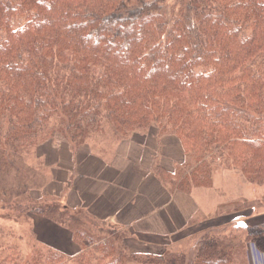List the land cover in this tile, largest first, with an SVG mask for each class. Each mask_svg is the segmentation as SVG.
Segmentation results:
<instances>
[{
    "label": "trees",
    "instance_id": "16d2710c",
    "mask_svg": "<svg viewBox=\"0 0 264 264\" xmlns=\"http://www.w3.org/2000/svg\"><path fill=\"white\" fill-rule=\"evenodd\" d=\"M105 122L115 138L178 139L183 171L153 175L171 195L211 185L221 162L264 184V0H0V173L20 185L15 195L0 182V198L36 187L25 159L39 142L62 137L76 163L94 158L88 140ZM36 171L46 184L50 172ZM35 211L80 225L67 207ZM262 225L246 243L264 251ZM98 231L77 232L76 257L0 242V264H186L185 254H133ZM202 240L191 264H238L218 237Z\"/></svg>",
    "mask_w": 264,
    "mask_h": 264
},
{
    "label": "rangeland",
    "instance_id": "374dc122",
    "mask_svg": "<svg viewBox=\"0 0 264 264\" xmlns=\"http://www.w3.org/2000/svg\"><path fill=\"white\" fill-rule=\"evenodd\" d=\"M101 126L103 127L101 131L96 132L93 139L88 141L92 143L90 146L91 151L97 154L94 157L100 158L101 162L105 163L106 166L103 170H98L99 163L92 161V159L86 160L84 164L76 163L77 153L74 152L75 149L72 151L69 148L71 146L68 141L62 137L47 140L41 145H38L39 142L30 150V154L26 155L27 159L25 160L29 162L28 169L31 176L36 178L31 182L36 187L22 197L11 200L0 198V242L11 244L14 241L19 242L18 247L26 253L34 251V248L41 251L44 248H50L76 257L85 251V247L79 238L88 231L97 234L98 230L103 228L106 231L112 230L117 233L113 239L119 242L121 246H126L128 252L141 256L164 255L167 252H170V254H185L186 264H191L197 253H199L200 241L208 236H216L221 240L220 247L223 250L228 246L232 247L235 262L237 261L239 264V262L244 261L245 264H248L247 257H249L250 251L246 238L251 230H261L263 228L264 218L248 219L251 212L247 210L255 205L261 211H264V184L252 183L240 170L227 166V163L224 162L216 164V167L210 170L211 185L206 183L204 186L192 188L190 192L192 194L195 189L204 192L202 203L207 206L204 207L205 213L210 211L211 208L209 207L223 203L221 206L222 211L217 213L219 215L217 218L220 216L221 218L202 224L203 219L197 217L189 223L188 227L193 223L198 225L192 230L188 229V232L184 221L174 225L169 217L166 226L164 223L159 226L156 225L158 223H153L156 226L151 228L152 224L149 227L142 226L143 220L138 222V219L129 217L126 213L115 215L114 212L116 211H123L124 213L125 210L127 213L129 212L128 214H132L131 210H134V205L131 207L130 198H127V201L124 199L121 205L118 202L125 198V194H116V199L113 200L116 208L113 213H105L108 216L106 218L98 217L100 215H96V210H93V208H73L68 205L67 200L71 197L70 193L75 188L76 179L79 175H90L98 172V175H104L106 180H119L122 176L132 179L139 178L133 186L136 192L138 185L142 184L141 180H147L153 175L160 176L161 173H166V171L178 172L180 170L178 166L185 159L181 144L176 137L164 135L157 138V135L142 134L138 138L132 136L123 139L120 137L115 138L111 133L112 126L109 123L105 122ZM81 157L83 156L81 155ZM41 162H45L47 165ZM78 165L81 169H78ZM106 168L107 172L105 171ZM38 169L45 175L50 172L46 184L43 182L44 176L39 175L36 171ZM180 171H183V169ZM20 172L23 173V168ZM14 175H16L15 169L9 174V178H13ZM25 176L26 174L23 173V177ZM170 177L171 174L166 173L167 179L165 180L170 179ZM154 181L159 183L162 192L167 193L159 181ZM0 182L3 190L12 189L15 195L19 192L20 185L9 181L4 172L0 173ZM229 185L233 186L234 189L231 190ZM166 186L168 190H173V186L169 184ZM83 187L86 188V186ZM133 187L128 191L130 195ZM90 191H92L91 199H93L96 206L105 205L104 202L108 194H112L109 193L110 190L107 189V186L100 193H98V189ZM145 191L147 192L144 188L142 194ZM173 194L175 193L173 192ZM148 197L144 193L138 199L147 200ZM85 198L88 199L87 196ZM106 202H109V200ZM87 204H89V201H87ZM46 205H57L65 209L67 207L80 225H74L75 229L71 228L69 231L63 228L64 225L69 224L61 221L53 223L35 211ZM19 206L22 207L21 210H19ZM136 206L138 205L136 204ZM107 207L111 209L110 205ZM32 210L34 211L31 212ZM234 212H240L239 219L236 218L237 214H232ZM170 224L171 227H169ZM58 227L60 229H57ZM207 227L213 229L205 233ZM193 230L197 234L187 236ZM71 232H74L75 241ZM77 232L79 238L76 237ZM110 236L112 237V235ZM260 247L264 248V238L260 242Z\"/></svg>",
    "mask_w": 264,
    "mask_h": 264
},
{
    "label": "crops",
    "instance_id": "0c3cea01",
    "mask_svg": "<svg viewBox=\"0 0 264 264\" xmlns=\"http://www.w3.org/2000/svg\"><path fill=\"white\" fill-rule=\"evenodd\" d=\"M92 161L99 163V169L103 170L105 168V163L101 162L100 158L94 157L92 158ZM90 163V162H89ZM79 169V167H78ZM81 169V168H80ZM80 171V170H79ZM107 172V168L105 169ZM139 178L132 179L129 178V181L126 180V177L122 176L119 180L113 179V180H106L104 178V175H98V172H95L94 174L90 175H79L76 179L75 188L72 189L71 197L68 198L67 203L73 208H86V209H95L96 215H100L98 217H108L105 215V213H113L115 210V201L116 194L121 195L125 194V198H122V200H119L120 205L122 201L125 199L127 201V198L131 199V207L134 205V210H131L132 214H128L125 210L123 211H116L114 214H127L129 217H133L134 219H138L142 222V226L149 227L150 224H152L150 227L154 228L156 225H160L162 223L165 224V226L168 224V217L173 221L174 225H178L181 221L185 222V225H187V232L188 229L192 230L193 228H196L198 225L197 223H193L188 227L189 223L192 222L193 219H196L197 217L199 219H203L202 224H205L204 222H213L217 216H219L217 213L222 211V205L223 203H218L217 205H213L209 208L210 211L207 213L204 212L205 204L202 203L204 192H201L200 189H195L192 194L188 195L182 192H176L175 194L171 195L168 193L162 192V188L159 185L158 182H155L156 180L153 176L147 180H141L140 185H138V188L135 192L134 185L137 182ZM83 186H86L83 187ZM107 186V189L110 190L107 196V200L109 202H104L105 205L102 206H96V204L93 202V199H91L92 196V189H98V193H100L102 190L105 189ZM88 187V188H87ZM132 188L131 195L128 193L129 189ZM144 188L147 190L144 193L147 194L149 197L147 200H142L141 197L143 194ZM165 191V190H164ZM85 196L88 197V199L85 198ZM89 201V204H87V201ZM112 200V201H111ZM136 204L138 206H136ZM110 205L111 209H109L107 206ZM248 212H251V216L248 219H256V218H264V211H261L258 207L251 206L247 210ZM203 214H198V213ZM232 214H237V218L239 219L240 212H234ZM110 216V215H109ZM201 216V217H199ZM125 217V216H124ZM123 217V219H124ZM224 217V216H223ZM233 217V216H231ZM116 218V217H114ZM218 218H221L218 217ZM217 218V219H218ZM170 220V221H171ZM153 223H158L154 225ZM172 225L170 224L169 227ZM211 227V226H209ZM207 227L205 230V233H208L211 231L210 228ZM142 233V232H141ZM203 233V232H202ZM196 231H191L190 234L187 236H194L196 235ZM249 259L250 264H264V251H261L254 242L249 244Z\"/></svg>",
    "mask_w": 264,
    "mask_h": 264
},
{
    "label": "bare ground",
    "instance_id": "6f19581e",
    "mask_svg": "<svg viewBox=\"0 0 264 264\" xmlns=\"http://www.w3.org/2000/svg\"><path fill=\"white\" fill-rule=\"evenodd\" d=\"M229 188L231 189V190H233L234 188H233V186H231V185H229ZM210 194H211V192H210ZM212 195V194H211ZM212 199H214V198H212ZM237 216V215H236ZM237 218V217H236ZM256 244V243H255ZM257 245V244H256Z\"/></svg>",
    "mask_w": 264,
    "mask_h": 264
}]
</instances>
